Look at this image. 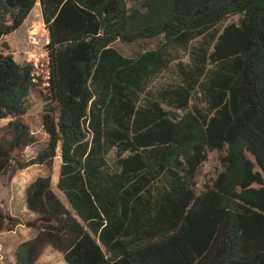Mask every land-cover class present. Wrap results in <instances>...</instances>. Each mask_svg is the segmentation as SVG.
<instances>
[{
	"label": "trees",
	"instance_id": "1",
	"mask_svg": "<svg viewBox=\"0 0 264 264\" xmlns=\"http://www.w3.org/2000/svg\"><path fill=\"white\" fill-rule=\"evenodd\" d=\"M39 2L49 64L0 52V179L36 143L22 118L39 90L49 142L18 168L52 169L60 149L68 203L50 176L27 188L39 233L19 263L46 242L68 264H264V0H0V42ZM160 36L136 57L113 47ZM179 50L191 63L174 69ZM211 151L224 170L199 192ZM17 224L0 209V232Z\"/></svg>",
	"mask_w": 264,
	"mask_h": 264
},
{
	"label": "rangeland",
	"instance_id": "2",
	"mask_svg": "<svg viewBox=\"0 0 264 264\" xmlns=\"http://www.w3.org/2000/svg\"><path fill=\"white\" fill-rule=\"evenodd\" d=\"M128 1L130 5H133V0ZM240 19V16L231 17L227 22L218 26L217 30L219 32V35H221L225 31V29L231 24H238L240 22ZM37 33L42 35L48 33V30L44 23L43 8L40 2L36 6L35 10L32 12L27 22L24 24V26L14 35L5 37L0 42V52L4 51L6 53H12L16 57L18 62H20L21 64L26 63L25 50L26 45L28 43V39L31 34ZM163 41L164 38L162 36L154 39L140 40L135 43H123L121 41H117L113 44V47L118 49L123 55L127 57H136L142 52L157 49L163 43ZM196 44L197 42L193 43V45ZM190 50L173 51L175 56H177V60H175L173 63L174 69H177V66L180 63H183L185 66L191 63ZM175 76L176 75H174L173 70L171 72L164 73L154 81L153 88L160 87L162 85H166L168 83L173 82L175 80ZM31 103V110L28 112L27 115L22 118V120L23 123H25L29 127L31 133L35 136L36 143L32 146L25 147L22 152L18 153L16 156V162L14 163L13 167L4 177L0 179V209L6 215H11L8 210L10 199H16L15 203L19 202L21 198H23V186H26L27 184L26 182H24L23 184L16 183L19 184L18 187H13L11 180H13L14 176L19 175L21 171L32 167L30 166L25 169H19L18 164H28L30 161L34 160L38 156V154L46 148L49 142V135L46 133L43 127L44 101L41 97L39 90H33ZM192 105H198L200 108L204 109L206 107L205 99L201 94H197L194 101L192 102ZM10 121L11 119H4L0 121L1 133H4V128L8 126ZM224 154L225 153H221L219 151H211L209 153L208 160L203 163L200 170V175L198 178L199 192L204 191L207 186L212 185L213 180L216 179L219 173L224 170V165L222 162V156ZM59 163L62 164L60 149L59 156L56 158L52 169H49L45 166L41 167L39 164L33 166L36 169L45 168V170L47 171L46 175L50 176L53 180L54 177H57L59 174ZM53 187L67 204L68 202L64 194L59 191L57 186ZM16 220L18 221V224L14 228V230L20 224H23L21 219L16 218ZM34 221L35 219L31 222L26 223V226L30 227V224ZM14 230H5L0 232V234H7L6 236H9V232ZM32 230L35 232V235L29 238L30 241H34L38 237L39 233L34 228H32ZM0 241L3 242L4 239H0ZM20 245H17L15 244V242H12L10 240L4 241V244L0 246V264H20L17 258V250ZM38 248L40 249L38 253L39 255L37 261L34 262V264H67L64 258V253L56 247L46 242H42L41 246H37V249Z\"/></svg>",
	"mask_w": 264,
	"mask_h": 264
},
{
	"label": "crops",
	"instance_id": "3",
	"mask_svg": "<svg viewBox=\"0 0 264 264\" xmlns=\"http://www.w3.org/2000/svg\"><path fill=\"white\" fill-rule=\"evenodd\" d=\"M40 166L44 167L45 165H40ZM60 169H61V164L59 163L58 165L59 174L57 177H54V179L52 180L53 186H57L58 184L59 177H60ZM46 174H47V171L45 170V168L36 169L34 168V166H32L28 169L21 171L19 175L13 177V180H11L13 187H18L19 184H23L24 182L27 183L26 186H23L24 187L23 188L24 190L23 198H21V200L17 203H15L16 199H10L9 206H8L9 213L13 217L21 219L23 224H20L14 231L9 232V236H6L7 234H0V239H4V241L10 240L12 242H15V244L20 245V244L30 241L29 238L35 235V232L32 230V228L26 226V223L31 222L37 218V215L34 212H32L27 206L26 190L38 178L46 177L47 176ZM16 183H19V184H16ZM4 241L3 242L0 241L1 242L0 246L4 244Z\"/></svg>",
	"mask_w": 264,
	"mask_h": 264
},
{
	"label": "built area",
	"instance_id": "4",
	"mask_svg": "<svg viewBox=\"0 0 264 264\" xmlns=\"http://www.w3.org/2000/svg\"><path fill=\"white\" fill-rule=\"evenodd\" d=\"M50 32L47 34H31L25 50V62L40 66L49 64ZM39 49V50H38Z\"/></svg>",
	"mask_w": 264,
	"mask_h": 264
}]
</instances>
